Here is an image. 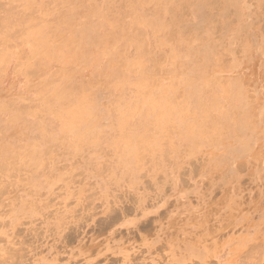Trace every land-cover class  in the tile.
Instances as JSON below:
<instances>
[{"label": "rangeland", "instance_id": "1", "mask_svg": "<svg viewBox=\"0 0 264 264\" xmlns=\"http://www.w3.org/2000/svg\"><path fill=\"white\" fill-rule=\"evenodd\" d=\"M143 1L0 0V264H264V0Z\"/></svg>", "mask_w": 264, "mask_h": 264}, {"label": "bare ground", "instance_id": "2", "mask_svg": "<svg viewBox=\"0 0 264 264\" xmlns=\"http://www.w3.org/2000/svg\"><path fill=\"white\" fill-rule=\"evenodd\" d=\"M144 1H145V0H144ZM144 1H143V2H144ZM84 2H85V1H84ZM13 7H14V6H13ZM10 11H12V10H10ZM5 12H6V11H5ZM7 12H8V11H7ZM17 12H18V11H17ZM16 15H17V14H16ZM26 15H27V14H26ZM4 18H5V17H4ZM24 18H25V17H24ZM28 18H30V17L28 16L27 19H28ZM33 18H34V17H33ZM15 19H16V18H15ZM3 20H4V19H3ZM11 20H12V19H11ZM25 21H26V20H24V22H25ZM1 22H2V21H1ZM24 22H23V23H24ZM21 23H22V22H21ZM1 24H3V23H1ZM6 24H7V23H6ZM6 24H5V25H6ZM18 24H19V23H18ZM3 26H4V25H3ZM21 26H22V24H21ZM1 27H2V26H1ZM20 28H21V27H20ZM14 29H15V28H14ZM14 31H15V30H14ZM17 31H18V30H17ZM155 31H156V30H155ZM10 35H11V34H10ZM13 36H15V35H13ZM18 44H19V43H18ZM0 50H1V49H0ZM1 52H2V51H1ZM133 61H134V60H133ZM119 66H120V65H119ZM36 68H37V67H36ZM33 73H34V72H33ZM120 74H121V73H120ZM157 80H158V79H157ZM72 115H73V114H72ZM75 116H76V115H75ZM71 117H72V116H71ZM74 118H75V117H74ZM68 127H69V126H68Z\"/></svg>", "mask_w": 264, "mask_h": 264}]
</instances>
